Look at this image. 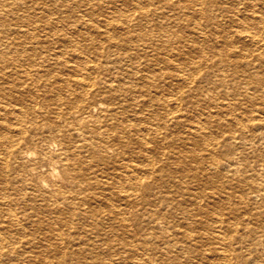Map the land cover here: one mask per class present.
<instances>
[{
  "label": "bare ground",
  "instance_id": "obj_1",
  "mask_svg": "<svg viewBox=\"0 0 264 264\" xmlns=\"http://www.w3.org/2000/svg\"><path fill=\"white\" fill-rule=\"evenodd\" d=\"M259 41L264 0H0V264H264V231L201 217L236 214L237 186L260 195L233 139L264 142V90L258 125L222 121L218 145L185 110L226 74L263 80L218 46Z\"/></svg>",
  "mask_w": 264,
  "mask_h": 264
},
{
  "label": "rangeland",
  "instance_id": "obj_2",
  "mask_svg": "<svg viewBox=\"0 0 264 264\" xmlns=\"http://www.w3.org/2000/svg\"><path fill=\"white\" fill-rule=\"evenodd\" d=\"M241 5H239V6H241ZM59 6H60L59 8H63V7L70 8L69 6H65L64 4L59 5ZM31 12H32V10H31ZM19 13L22 15L23 12L20 11ZM10 15H11V13H10ZM21 22H23V21L20 20L19 23H21ZM176 27H177L176 29H178V30L182 29L181 27H178V26H176ZM263 43H264V41H259V43L258 42H256V43L247 42V43H245V45L244 44H238V43H231V44L221 43V45H218L219 43H216V44L218 46L223 47V48H226V49L231 48L232 50H234V51L230 52V54H227V52H228V50H227L225 55L226 56L228 55L230 58L237 57V53H239V57H238L239 59L238 60L236 59V60L239 61L241 64L248 62V61H245L244 58L241 57V55L245 56V59H247V60L252 59V60H250L252 62L249 64V66L253 67V70H251V71H255L254 70L255 68L256 69L262 68V67L264 68V61H263L264 60V51H263L264 50V44ZM205 44H207V43H205ZM179 45H182V44H179ZM182 46L185 48L186 47L188 48L189 46L191 47L192 45L189 42H184ZM257 46H259V47H257ZM260 46H262V48ZM203 47L206 48L205 51H199V52L194 53L193 56H194L195 60H197L198 63H201V60H202V57L204 54H208V56H211L212 58H214L216 60L217 56L211 55L210 50L206 45H204ZM237 47H240L239 49L240 50L242 49V50L241 51L238 50ZM255 47L257 49H255ZM254 50H255V52H254ZM234 52L236 55L233 54ZM173 56H176V55H173ZM195 76L196 75H194V77ZM262 76L264 77V73L262 74ZM240 77L241 76H239V77L235 76L234 77L230 74H226V76L224 77L225 80L223 79L224 81L222 80L221 82L218 83L219 86H217V88H218V93H219L220 98H218L216 101L209 102V103L206 102V105H199V104L196 105V104L190 103L188 106L185 107V110L188 109L187 114H188L189 120H190L189 123L191 125H195L196 123L199 125L202 124V126L204 128V132L207 135L211 134V135L215 136L216 140H215V138L211 137V135L208 136V138H209L208 140L210 142H212L213 144L218 145L224 139L223 136L225 135V132H223L217 128L218 125L222 124V121H228V122L231 121L232 122V121H234L233 119H235V116L239 115V117L250 118L251 120H249L250 121L249 123L251 125H254V126L258 125L257 117H258L259 111L257 110V108H258V103L260 102V98L258 95H259L260 90H264V79L260 80V81L255 80V81L250 82V83H244ZM257 89H259V90H257ZM238 92L247 93V94L243 97ZM238 97H240V98H238ZM242 97H243V99H242ZM223 98L224 99L235 98L237 100H234L235 103L232 104L230 107H225L222 104L224 102ZM204 100H208V97H204ZM139 107H141V104L138 105V108ZM202 110L205 111L206 114L202 113V114H204V115H202L201 114ZM262 114L263 113H261V115ZM216 115H218V116H216ZM214 116H215V118H214ZM219 116H220V119H219ZM199 117H200V119H199ZM221 118L223 120H221ZM214 123H215V125H214ZM222 125H224V124H222ZM175 127H176V125H175ZM236 127H239V125H236ZM255 140L257 141V143L259 145L257 148L254 147V144H255L254 138L253 139H252V137L248 138V133L245 132L244 134L242 133V134L236 135V137L233 139V143L235 146L236 145L238 147L241 146L240 147L241 149H238V153L236 154V156L241 157V155H243V154L249 155V158H250L251 162L253 163V168L255 169L256 174L252 175L253 172L251 170H247L243 174H245V175L251 174L252 176L255 177L257 183L262 184V189H260V193H259L260 195L254 196L253 195L254 192H252L253 191L252 187H247L244 185L237 186L236 190L234 191V193L237 195L233 196V198H232V200H234V202L236 203L234 205L237 207L236 208V214H234V213L232 215H230L229 213L226 214L225 212L222 211V209H223L222 206L221 207H219V206L215 207V205L210 204L212 207V208H209L211 212L201 215V217H203V219L206 220V223L204 225V227H205L204 230L215 231V232H222L223 231L226 233L232 232L235 230H238V231L247 230L248 232L250 231L252 233H256L257 231H260V232L264 231V168H262L258 164L256 165V163H257L256 158L257 157H255V158L252 157V153L254 150L264 152V142L259 144V139L255 138ZM190 146L193 148L192 143L190 144ZM199 152L202 155L206 154V151L202 150L201 148H200ZM218 156H222L221 150L218 151ZM190 186L192 187V189H195V184L190 185ZM169 189H171V188H169ZM207 189L209 190V188H207ZM241 196H245V199L247 200L245 203L241 201L242 200ZM162 210L165 212L164 215L167 216V218H168L167 220L170 221L171 223H173V222L177 223L176 226H179V227L175 226V228H178L181 230L182 229V225H181L182 223L180 220V214H179L178 210H176L175 212H172L170 214V212H169L170 207L166 204L162 205ZM168 212H169L170 218L167 215ZM228 223H231V226H228ZM138 233H140L141 236L143 235V237L148 235L147 232L143 229V227L140 230H138ZM151 240L152 241L154 240L153 241L154 243H160L161 242L160 238H156V237L151 238Z\"/></svg>",
  "mask_w": 264,
  "mask_h": 264
}]
</instances>
